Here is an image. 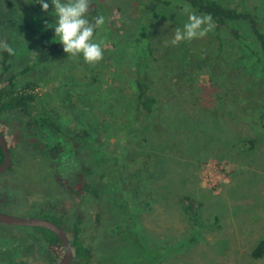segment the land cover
<instances>
[{
  "label": "rangeland",
  "instance_id": "1",
  "mask_svg": "<svg viewBox=\"0 0 264 264\" xmlns=\"http://www.w3.org/2000/svg\"><path fill=\"white\" fill-rule=\"evenodd\" d=\"M132 1L90 0L105 17L93 37L104 48L96 65L64 52L24 71L34 62L37 27L44 18L54 24V8L51 0H46L48 12L36 0H0V39L14 32L16 51L7 76L17 74L19 85L36 82L40 110L61 117L71 131L86 127L93 133L90 141L81 138L78 159L57 173L74 174L86 158L89 179L101 190L100 200L72 197L56 171L22 142L17 166L0 174V192L8 196L1 210L20 217L55 216L71 235L77 215L84 212L82 234L92 245L94 264H264V256L252 255L264 239V71L247 56L241 59L240 42L227 31L221 56L219 41L208 45L203 56L201 45L196 54L182 42L172 45L175 29L188 20L183 2L175 0L181 4L177 9H147L140 18L147 23L137 25ZM225 1L264 12V0ZM143 30H149L160 58L157 69L164 67L156 75L159 103L148 130L136 123L130 72L140 54L136 37ZM139 40L142 45L146 36L140 33ZM99 144L119 157L118 176L112 161L93 164ZM183 196L191 197L205 225H197L185 211ZM114 200L121 201V208ZM37 229L0 222V240L11 235L20 240L26 259L18 264H40L41 257L50 256Z\"/></svg>",
  "mask_w": 264,
  "mask_h": 264
},
{
  "label": "trees",
  "instance_id": "2",
  "mask_svg": "<svg viewBox=\"0 0 264 264\" xmlns=\"http://www.w3.org/2000/svg\"><path fill=\"white\" fill-rule=\"evenodd\" d=\"M178 1L191 5V9L199 14L211 15L215 25L213 32H216V34L214 33L209 37L182 42V46L186 51L196 54L201 50L200 53L202 52L201 55L203 56L209 48L208 45L219 41L218 56H221V53L224 52L225 45L223 35L227 31L233 39L240 42L241 59L247 56L252 61V65L260 66L262 69L259 68L264 71V12L261 13L257 7L250 8L244 6V4L240 6L238 3L227 2L225 0ZM132 2L139 14L137 25L147 23L146 19H140L143 12L145 13L147 9L149 12H152L159 7L172 5L176 9L181 7V4L176 3L175 0H133ZM100 8V5H97L96 2L90 3V9L87 15L93 23L94 18L101 15ZM51 24L49 19L44 18V22H41L37 27L36 37L34 39L36 48L32 51L34 62L33 65H27L24 71L59 58L65 52L62 43L58 42V38H55V30L53 27H50ZM98 30L99 28L95 29V34ZM140 33L146 36V42H143L142 45L140 44L141 40H139ZM0 41H6L14 49V32L4 33ZM136 41L140 54L137 62L132 66L130 71L134 76L136 85V97L134 100L137 110L136 123L140 125V130H148L152 122H154V114L159 103L156 75H162L164 67L161 66L159 70L157 69L158 65H161L159 63L160 58L154 55L149 30L139 31ZM200 41H202L201 44H199ZM200 45L201 49L198 51ZM194 50L197 51L194 52ZM0 51L2 54V59L0 60V131L6 137L12 155V164L9 169L11 170L17 166L18 151L23 142L30 149L29 151L34 157L41 158L45 161L48 168L56 171L57 181L72 197L78 198L79 200H84V198L86 200L89 198L100 200L101 190L98 184H95L89 179L91 170L87 165L88 160L86 158L82 159L81 169L77 172L75 171L74 174L64 176L57 173L62 166L64 167L65 164L78 159V153L81 152L83 147L81 138L90 141V137L93 136L92 131L86 127L71 131L67 128V125L61 117L54 116L46 110H40L38 105L39 96L35 92L37 83L29 81L19 85L16 79L17 74L12 73L11 76H7V72L12 67L9 60L13 55H9L4 50ZM8 118L15 122L17 125L15 128L11 127L10 122H7L6 119ZM260 118L262 126L264 127V113L260 115ZM249 142L253 146L255 140L251 138ZM3 160L4 153L0 146V163ZM106 161L108 163L112 161L110 166L112 167L113 165L115 167L112 168V172L118 168L120 163L119 157L116 154L108 153L99 144L93 153L92 162L93 164H100ZM118 173L119 171L114 172V176H118ZM3 198L4 193L0 192V199ZM182 200L185 202V211L192 216L194 222L197 225H205L200 219L199 210L194 208V201L191 197L183 196ZM114 201L119 207L121 201ZM118 207L115 206V208ZM85 216L84 212L80 211L73 223L72 235L67 232L74 252V264H94L92 262V245L84 241L82 234ZM51 219L63 226L62 221L55 216H52ZM116 226L117 228L121 227L120 224H116ZM37 227V230L45 232L50 244H58L61 252H65L63 244L53 231L41 226ZM252 255L255 258L264 256V239L259 241Z\"/></svg>",
  "mask_w": 264,
  "mask_h": 264
},
{
  "label": "clouds",
  "instance_id": "3",
  "mask_svg": "<svg viewBox=\"0 0 264 264\" xmlns=\"http://www.w3.org/2000/svg\"><path fill=\"white\" fill-rule=\"evenodd\" d=\"M44 12H48L49 3L46 0H36ZM55 12L54 27L55 38L62 43L63 50L68 57L83 56L86 63L96 65L103 59V42L94 41L95 29L105 24L103 15L94 18V23L88 18L90 0H51ZM184 13L188 20L183 28L175 29L172 45H178L184 41H191L205 37L211 32L215 25L211 15H197L192 11L191 5H184ZM50 25V24H49ZM48 25V27H49ZM0 50L7 51L14 55L15 50L6 41H0Z\"/></svg>",
  "mask_w": 264,
  "mask_h": 264
},
{
  "label": "water",
  "instance_id": "4",
  "mask_svg": "<svg viewBox=\"0 0 264 264\" xmlns=\"http://www.w3.org/2000/svg\"><path fill=\"white\" fill-rule=\"evenodd\" d=\"M0 146L4 153V160L0 163L1 174L9 170L12 164V155L8 147L7 139L2 131H0ZM0 222L21 226H41L50 229L59 237L65 250V254L58 264L71 263L74 254L71 247L70 239L67 234V231L63 228V226L59 225L58 223L43 217H20L17 215L6 213L4 211H0Z\"/></svg>",
  "mask_w": 264,
  "mask_h": 264
},
{
  "label": "flooded vegetation",
  "instance_id": "5",
  "mask_svg": "<svg viewBox=\"0 0 264 264\" xmlns=\"http://www.w3.org/2000/svg\"><path fill=\"white\" fill-rule=\"evenodd\" d=\"M4 198H5V200H4ZM4 198L0 199V211H3V210H1V208H2L1 205H3L4 203H6L8 201V196L6 194H4ZM50 220H52V219L50 218ZM52 221H54V220H52ZM38 231L41 232L40 236L42 237L45 249L50 254V256L48 255L47 258L46 257L45 258L41 257V259L38 260V262L40 264H58L63 258V257L59 256V258L57 259L58 255L61 254L60 246H58V244H54V243L50 244L48 242V240H47L45 232L42 231V230H38ZM16 236L17 235L13 236V237H15L14 239L10 238V237H12V235L10 237L5 236L10 241L9 240H5V239H1L0 240V264H18L19 260L23 261V260L26 259L25 252L23 250H20L22 248L21 247L22 245L19 242L20 240ZM19 237H21V236L19 235ZM7 242H9V243H7ZM12 248H13V250H12ZM7 253H9V256H7L8 255ZM73 254H74V252H73ZM27 259H28V257H27ZM70 264H74V255H73V259H72Z\"/></svg>",
  "mask_w": 264,
  "mask_h": 264
}]
</instances>
